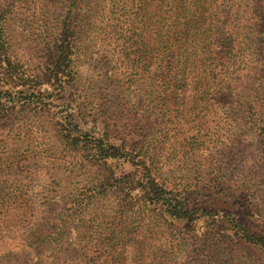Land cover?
I'll use <instances>...</instances> for the list:
<instances>
[{"label":"trees","instance_id":"1","mask_svg":"<svg viewBox=\"0 0 264 264\" xmlns=\"http://www.w3.org/2000/svg\"><path fill=\"white\" fill-rule=\"evenodd\" d=\"M28 3L0 0V236L23 241L0 264H264L258 173L231 179L223 166L244 107L264 170V0H35L34 67L13 33ZM98 44L111 74L87 78ZM30 117L100 172L34 190ZM219 121L229 129L208 133L225 147L195 161L203 174L177 172L170 146L203 144Z\"/></svg>","mask_w":264,"mask_h":264},{"label":"rangeland","instance_id":"2","mask_svg":"<svg viewBox=\"0 0 264 264\" xmlns=\"http://www.w3.org/2000/svg\"><path fill=\"white\" fill-rule=\"evenodd\" d=\"M29 3L23 7L24 17L21 20H18L13 33L15 44L19 48H25L26 53L29 54V60L31 65L34 67L40 59H37L40 53L38 51L32 52L35 45H33V32L40 28V23L35 19L36 11L33 10V1L28 0ZM28 5H30L31 10L27 9ZM27 17V18H26ZM97 47L90 48V55L84 61L83 71L84 74L89 76H97V74H111L109 71L112 68V65L108 64L104 57L98 53L99 44ZM33 47V48H32ZM259 48L261 46H258ZM27 48V49H26ZM103 49V48H101ZM259 50H257L258 52ZM260 53V52H259ZM33 54V55H32ZM34 56V57H31ZM103 57V58H102ZM85 81V80H84ZM82 81L81 86L79 88H83L84 84ZM250 95V94H249ZM246 99V98H245ZM251 106L257 103L254 97H250L247 101ZM255 106V105H254ZM259 114H264V108H262L261 104H258ZM254 112V111H253ZM238 115H240L244 121H242L239 125L240 131L237 134V143L226 150L225 153H228L227 158H225L226 163H224V174L231 178L235 179L236 177L240 178H249L256 177L258 173L257 179L255 182L253 191L256 193L255 197V212H259V214L264 215V192L263 185H261L262 180H264V170L258 163V160L262 158V154L260 155V147L256 142V128L254 127V121L256 120L255 112L254 115L252 113H248L246 108H241L239 110ZM264 118V116H263ZM32 122V123H31ZM29 123L32 124L30 135L35 137L37 142L32 143L33 148L38 147V157L35 155V149L32 148L33 152L29 155V161L26 160V165L30 166L31 172H33V189L41 190V188H51L54 191H60L63 189H72L80 187L81 184H84L87 180H90L92 175L100 172L96 166H91L85 161L81 160L80 157L75 156L73 154H68L60 148L58 143L55 141L50 128L43 127L39 125L37 130H33V117H30ZM213 129H206V133L204 136L203 144H197L191 141L188 144L181 143H173L171 147V151L168 152L167 155L170 162H172L173 168L177 170V172H183L184 170H189L193 174V178L197 180L199 178L198 175H194V173H198L199 175L203 174L204 168H197L198 165L195 164V161H202L209 158V152L207 149H211L214 146H217L219 149L225 147V139L217 137L209 136L210 131L216 132L221 131L224 132L229 128L226 125L219 121L218 124L214 123L212 125ZM228 143H226L227 145ZM199 156L200 158L195 157V153L197 149H200ZM232 150V151H231ZM226 157V155L224 156ZM207 174L210 171H206ZM37 178L36 181V177ZM260 177V180H258ZM203 197L205 200L213 199L209 205L213 207H220L222 209H231L232 206L229 205L230 200L227 197H224L222 193H217L215 191L214 198L212 197V193L208 191H203ZM203 199V198H202ZM253 201V200H252ZM229 202V203H228ZM263 202V203H262ZM251 203V202H248ZM225 204V205H224ZM254 222V221H253ZM18 235V234H17ZM12 236L10 234H2L0 236V250L8 249L15 250L23 245V241L19 236Z\"/></svg>","mask_w":264,"mask_h":264}]
</instances>
